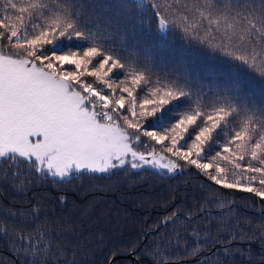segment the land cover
<instances>
[{"label": "snow or ice", "instance_id": "1", "mask_svg": "<svg viewBox=\"0 0 264 264\" xmlns=\"http://www.w3.org/2000/svg\"><path fill=\"white\" fill-rule=\"evenodd\" d=\"M133 11L139 16L135 23ZM153 23L162 38L178 29L185 47L179 53L163 43L146 47L141 41ZM64 41L79 50L63 51ZM169 105L185 106V111L164 128V115L158 113ZM149 117L155 119L149 123ZM157 126L162 130L155 131ZM214 134L224 143L204 163ZM181 161L224 189L254 193L260 201L259 231L239 229V221L207 227L214 220L227 221L232 203H217L227 211L215 216L201 206L203 243L197 239L183 256L172 255L173 248L188 243L179 238V229L162 235L180 220L173 213L161 220L163 228L153 225L141 237L148 243L113 246L102 256L103 264H118L123 253H136L138 260L143 254L152 264H246L253 259V243L264 261V0H0V179L11 178L21 204L34 181L70 183L84 175L110 179L121 170L146 166L177 173ZM59 199L66 202L64 196ZM9 214L38 222L35 244L33 233L16 235L27 242L14 246L22 264H90L93 249L83 246L87 236L70 249L43 239L50 229L40 220L38 205ZM76 227L68 219L63 223L71 233ZM212 232L228 236L217 240ZM0 238L9 239L7 228H0Z\"/></svg>", "mask_w": 264, "mask_h": 264}, {"label": "trees", "instance_id": "2", "mask_svg": "<svg viewBox=\"0 0 264 264\" xmlns=\"http://www.w3.org/2000/svg\"><path fill=\"white\" fill-rule=\"evenodd\" d=\"M133 22L139 20V16L133 11L131 13ZM150 18V17H149ZM147 24L145 31L147 32ZM157 29L155 24L152 25L151 33H148L141 43L146 47L153 45L159 46L161 43L167 49L169 46L175 48L177 53L185 47V42L180 38V31L176 29L162 38L155 35ZM139 39V38H138ZM73 42L64 41L61 44L63 51H78L79 49L72 46ZM142 51V49H137ZM166 54V53H163ZM143 59V57H141ZM172 67V64H169ZM256 73H253L255 76ZM91 80L92 78H88ZM117 82L124 79L121 75L116 77ZM203 83L211 85L210 79H203ZM119 93V89H117ZM138 96L143 95L137 92ZM211 96L212 94L209 93ZM208 100V97H205ZM212 102L209 101L205 110L210 111ZM171 108V111H167ZM185 111V106L172 108L167 106L163 113V127L170 128ZM154 117H149L148 122L151 123ZM232 126L237 128L238 124L233 122ZM147 127V124H145ZM151 130V129H150ZM162 129L157 126L155 131L159 132ZM219 132V130H217ZM232 133H229L231 135ZM188 135L193 138L195 132L189 128ZM147 141V138H143ZM191 143V140L188 141ZM159 151L161 145H155ZM167 143V142H165ZM212 150H207L204 153L209 157L208 160L202 162H211V157H215L216 153L221 150V145L224 143V138H216L214 134V142ZM234 147V146H233ZM143 150V149H142ZM222 166L231 169L226 162L217 161ZM183 165L182 171L175 174H164L163 172L151 169H127V171H119L112 175L110 179L101 178L99 175L91 176L84 175L80 179H72L70 183H54L51 179L44 181H34L26 190L28 200L21 204L17 193L12 189L13 181L9 178L8 182H3L0 179V228H7L9 239L0 238V264H22V259L14 255V246H27L26 241L16 240V235L27 236L33 233L32 244H35L40 237L34 232L36 224L35 220L21 221L19 217L10 216L9 210L29 209L33 205L40 207V220L45 221L50 229L48 234L43 237L44 240H55L57 245H67L70 249L82 236H87L89 242L84 247L92 248L93 251L88 254V261L94 264H103L102 256L109 253L113 246L117 248L130 247L132 243L142 246L148 243L147 239H141L145 233L153 225H158L160 228L164 226L160 223L167 215L175 213L180 217V220L175 225H169L167 230L162 232L163 236H170L174 229H179V238L187 240L188 243H181L179 247L172 249L173 258L177 254L183 256L185 248H192L195 242L199 239L203 243L205 235L206 222L203 219L204 213L201 212V206L205 209H211L212 215L227 211L216 206L217 203L228 204L232 203L233 211L229 213L227 221L214 220L207 227L215 228L217 226L224 227L231 225L235 221H239V229H255L257 232L258 221L260 220V212L258 204L259 198L255 197L254 193L242 192L233 189H224L220 185H216L214 181L209 180L195 166L187 165L186 162H180ZM5 167H7L5 165ZM26 171V169H25ZM213 174L214 173V170ZM26 177L21 176V180ZM233 179L231 171H229V180ZM15 183L19 184V181ZM255 186H259L258 183ZM64 196L66 202L62 204L60 197ZM91 203V207L87 208L85 215H81V211ZM191 218L189 222L188 218ZM68 219L77 227L75 233L66 231L63 228L64 221ZM196 229L199 232V237L193 232ZM239 229H232L238 231ZM43 231V229H41ZM93 235L89 236L88 234ZM97 233L102 234V239ZM66 237V241L57 239L58 237ZM212 236L217 240L226 239L228 233L212 232ZM156 237H153L155 240ZM10 241H14L10 243ZM239 243V241H237ZM102 245V247H96ZM151 247V245H149ZM212 246L205 248L208 251ZM216 247H219L217 244ZM253 259L246 264H264L260 259V250L258 243L252 244ZM55 251V248L53 249ZM136 252H139L137 247ZM118 264H152L151 260L140 255L139 260L136 258V253L133 257H124L118 259ZM177 264H185L184 261H178Z\"/></svg>", "mask_w": 264, "mask_h": 264}, {"label": "water", "instance_id": "3", "mask_svg": "<svg viewBox=\"0 0 264 264\" xmlns=\"http://www.w3.org/2000/svg\"><path fill=\"white\" fill-rule=\"evenodd\" d=\"M124 257L132 258V257H133V253H123V254H121V255L118 257V259H119V258H124Z\"/></svg>", "mask_w": 264, "mask_h": 264}, {"label": "rangeland", "instance_id": "4", "mask_svg": "<svg viewBox=\"0 0 264 264\" xmlns=\"http://www.w3.org/2000/svg\"><path fill=\"white\" fill-rule=\"evenodd\" d=\"M145 168H151V167H148V166H146ZM151 169H153V168H151ZM156 170H158V169H156ZM160 171V170H159ZM179 172V171H178ZM177 172V173H178ZM168 174H175V173H168Z\"/></svg>", "mask_w": 264, "mask_h": 264}]
</instances>
